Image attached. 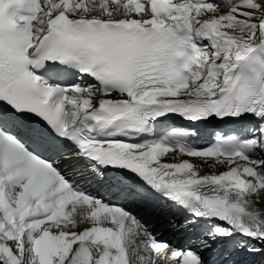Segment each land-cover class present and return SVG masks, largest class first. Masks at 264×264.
Wrapping results in <instances>:
<instances>
[{
	"label": "snow or ice",
	"instance_id": "obj_1",
	"mask_svg": "<svg viewBox=\"0 0 264 264\" xmlns=\"http://www.w3.org/2000/svg\"><path fill=\"white\" fill-rule=\"evenodd\" d=\"M261 192L264 0H0V264H264Z\"/></svg>",
	"mask_w": 264,
	"mask_h": 264
},
{
	"label": "bare ground",
	"instance_id": "obj_2",
	"mask_svg": "<svg viewBox=\"0 0 264 264\" xmlns=\"http://www.w3.org/2000/svg\"><path fill=\"white\" fill-rule=\"evenodd\" d=\"M223 10V9H222ZM193 160V159H192ZM260 200L262 201V204H264V192L260 193ZM167 228H164V232H166Z\"/></svg>",
	"mask_w": 264,
	"mask_h": 264
}]
</instances>
